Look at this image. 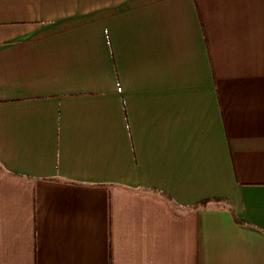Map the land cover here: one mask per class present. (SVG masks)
Masks as SVG:
<instances>
[{"label": "crops", "instance_id": "0c3cea01", "mask_svg": "<svg viewBox=\"0 0 264 264\" xmlns=\"http://www.w3.org/2000/svg\"><path fill=\"white\" fill-rule=\"evenodd\" d=\"M0 264H264V0H0Z\"/></svg>", "mask_w": 264, "mask_h": 264}, {"label": "trees", "instance_id": "16d2710c", "mask_svg": "<svg viewBox=\"0 0 264 264\" xmlns=\"http://www.w3.org/2000/svg\"><path fill=\"white\" fill-rule=\"evenodd\" d=\"M209 202H211V201H203V202L195 205L194 207H197V206H206V204L209 203Z\"/></svg>", "mask_w": 264, "mask_h": 264}]
</instances>
